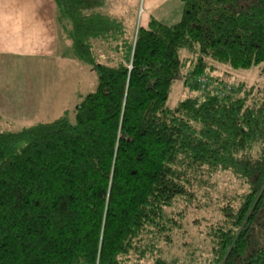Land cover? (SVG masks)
<instances>
[{"label":"trees","instance_id":"obj_1","mask_svg":"<svg viewBox=\"0 0 264 264\" xmlns=\"http://www.w3.org/2000/svg\"><path fill=\"white\" fill-rule=\"evenodd\" d=\"M53 1L95 85L72 120L0 130V264H198L156 244L175 225L167 209L217 171L245 190L221 207L206 264H264V90L249 99L195 81L210 61L264 74V0H180L176 22L149 16L133 36L102 0ZM182 50L195 56L183 82L196 94L169 108Z\"/></svg>","mask_w":264,"mask_h":264},{"label":"rangeland","instance_id":"obj_2","mask_svg":"<svg viewBox=\"0 0 264 264\" xmlns=\"http://www.w3.org/2000/svg\"><path fill=\"white\" fill-rule=\"evenodd\" d=\"M145 2L146 0H102L100 11L118 17L127 33L132 35L146 19ZM148 11L155 12L154 4L153 9ZM63 36L65 44L60 45L55 55L42 62L0 57V130H18L40 121H50L59 115L72 120L77 103L93 89V69L75 57L70 40ZM180 55L182 68L175 75L165 101L169 108L174 107L181 99L196 94V91L190 90L183 82V75L190 66L189 60H193L195 56L187 50H182ZM97 56L99 61L107 60L100 51ZM209 63L213 66V71L204 70L201 75L206 78V85L213 92L216 88L219 93H223L233 86H240L243 91L250 89V99L253 97L251 93L264 90V74L258 65L247 69H233L225 64ZM209 76L216 78V84L209 82ZM203 180L204 184L195 188L189 199L178 198L167 209L172 213L175 225L170 240L167 242L161 239L156 244L160 256L182 262L192 260L198 264H206L211 258V228L223 220L220 210L223 205L229 203L237 206L239 198L236 196L245 190V185L230 171H217L204 176ZM259 223L262 225L257 228L256 236L259 234L263 237L264 214Z\"/></svg>","mask_w":264,"mask_h":264},{"label":"crops","instance_id":"obj_3","mask_svg":"<svg viewBox=\"0 0 264 264\" xmlns=\"http://www.w3.org/2000/svg\"><path fill=\"white\" fill-rule=\"evenodd\" d=\"M145 3L147 16L140 26L146 24L149 16L165 24H172L180 17V0H146ZM153 4L155 12L148 11L153 9ZM61 44L65 43L53 0H0V57L42 62L55 55Z\"/></svg>","mask_w":264,"mask_h":264},{"label":"built area","instance_id":"obj_4","mask_svg":"<svg viewBox=\"0 0 264 264\" xmlns=\"http://www.w3.org/2000/svg\"><path fill=\"white\" fill-rule=\"evenodd\" d=\"M196 83L201 87L204 88V86L206 85V78L203 75H198L195 79ZM218 91H214V93H217Z\"/></svg>","mask_w":264,"mask_h":264}]
</instances>
